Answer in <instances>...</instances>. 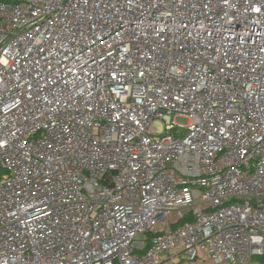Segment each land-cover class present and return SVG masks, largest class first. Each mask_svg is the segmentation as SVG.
Segmentation results:
<instances>
[{"label":"built area","instance_id":"obj_1","mask_svg":"<svg viewBox=\"0 0 264 264\" xmlns=\"http://www.w3.org/2000/svg\"><path fill=\"white\" fill-rule=\"evenodd\" d=\"M257 260L264 0H0V264Z\"/></svg>","mask_w":264,"mask_h":264},{"label":"rangeland","instance_id":"obj_2","mask_svg":"<svg viewBox=\"0 0 264 264\" xmlns=\"http://www.w3.org/2000/svg\"><path fill=\"white\" fill-rule=\"evenodd\" d=\"M176 122L178 123H182L185 122V119H182V117H176L175 118ZM154 127L158 130V131H162L163 130V125L157 121L154 123ZM260 260H257V262L255 264H259Z\"/></svg>","mask_w":264,"mask_h":264}]
</instances>
